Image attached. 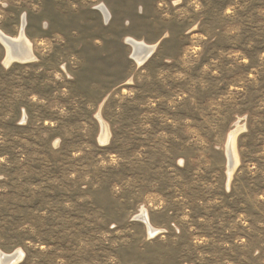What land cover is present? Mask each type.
<instances>
[{
	"label": "rangeland",
	"instance_id": "374dc122",
	"mask_svg": "<svg viewBox=\"0 0 264 264\" xmlns=\"http://www.w3.org/2000/svg\"><path fill=\"white\" fill-rule=\"evenodd\" d=\"M23 16L35 59L0 41V252L264 264V0H0V32Z\"/></svg>",
	"mask_w": 264,
	"mask_h": 264
},
{
	"label": "bare ground",
	"instance_id": "6f19581e",
	"mask_svg": "<svg viewBox=\"0 0 264 264\" xmlns=\"http://www.w3.org/2000/svg\"><path fill=\"white\" fill-rule=\"evenodd\" d=\"M97 10L101 12L107 20L111 17V13L105 5L98 6ZM25 26L26 18L25 16H23L21 29L17 37L12 38L0 32V41L6 48L7 53L5 59L6 64H10L12 62L27 63L35 59L32 43L24 32ZM127 44L131 47L132 57L138 64H143L144 62H146L152 56L156 48V46L147 45L144 42H139L132 38L127 39ZM101 125L102 133L100 141L105 144L109 140L110 133L107 125L102 120ZM242 129L243 127L237 124L235 130H233L229 135L226 151L228 160H231L232 162V165L231 167L229 166L228 171L229 179L234 170V166L238 164L236 137ZM140 219L146 223L150 235L155 236L156 234H158L159 230L152 227L149 216L147 215L145 210H142ZM23 255L24 253L21 250H18L13 254H5L3 252H0V264H18L23 258Z\"/></svg>",
	"mask_w": 264,
	"mask_h": 264
},
{
	"label": "water",
	"instance_id": "95a60500",
	"mask_svg": "<svg viewBox=\"0 0 264 264\" xmlns=\"http://www.w3.org/2000/svg\"><path fill=\"white\" fill-rule=\"evenodd\" d=\"M231 165H232V162H231V160H229V166L231 167Z\"/></svg>",
	"mask_w": 264,
	"mask_h": 264
}]
</instances>
